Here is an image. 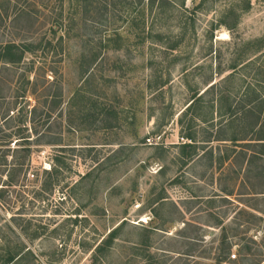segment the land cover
Returning <instances> with one entry per match:
<instances>
[{"label":"rangeland","instance_id":"374dc122","mask_svg":"<svg viewBox=\"0 0 264 264\" xmlns=\"http://www.w3.org/2000/svg\"><path fill=\"white\" fill-rule=\"evenodd\" d=\"M17 2L36 21L12 22L0 42L38 39L60 13L66 34L54 52L0 62V264L7 253L15 264L261 258L264 193L253 192L264 184L244 187L228 162L219 170L180 144L205 139L193 116L216 94L264 92V0H114L88 13L74 0Z\"/></svg>","mask_w":264,"mask_h":264},{"label":"trees","instance_id":"16d2710c","mask_svg":"<svg viewBox=\"0 0 264 264\" xmlns=\"http://www.w3.org/2000/svg\"><path fill=\"white\" fill-rule=\"evenodd\" d=\"M79 3L82 10L90 12L91 5L96 2L93 7L106 9L110 6V2L114 0H74ZM119 3H124L126 0H117ZM138 2L146 1L152 8L154 4L162 7L165 0H137ZM37 10L32 8L28 10L19 5L17 0H0V35H4L5 30H9L10 24L19 20H25L30 23L36 21ZM60 22L51 28L48 34H44L38 39L32 36L22 35L21 32H9L10 38L4 42H0V62L5 64H19L23 60L28 59L27 56H35L38 51L50 52L56 50L59 46L62 47V40L65 38L66 29L63 30L65 24H61V13L59 14ZM70 16L67 20H70ZM65 20V19H64ZM63 20V21H64ZM66 20V21H67ZM14 29V28H13ZM19 37V38H18ZM57 37V44L52 40ZM264 43V42H263ZM97 57L96 54H91V61L93 62ZM229 75V74H228ZM227 76L223 79H229ZM217 86V85H216ZM215 82L210 84L201 94H195L190 103L185 107L184 111L188 112L194 107L202 98L203 94H207L210 88L213 90ZM186 112L183 116L186 115ZM208 114L205 116L194 115V119H200L203 123L209 126V131L206 132L204 140H196V133L192 132L186 134V141H182L180 148L190 149V158H195L199 155L197 149L201 154L207 155L210 165L217 164L219 170L237 169V173L241 175L240 183L242 186L250 187L251 183L264 184V92H257L254 85H246L243 91L234 97V100L225 92H220L214 96V101L208 106ZM217 118V119H216ZM225 148L226 153L221 150V145ZM184 153V150L182 151ZM200 154V155H201ZM228 162L224 168L223 165ZM42 185V183H41ZM264 193V192H253ZM232 191L225 192V195H231ZM225 199V198H224ZM245 212V209H239ZM264 214V210H262ZM115 237V230L113 229L103 240L102 246L107 248L110 246ZM264 240V235L263 239ZM264 242V241H263ZM243 244V243H242ZM241 244V245H242ZM264 247V246H263ZM245 248V249H244ZM102 249L101 246L96 247V252ZM241 254H250V247L243 244ZM20 254L7 253L2 260V264H15L19 259ZM236 257V255H235ZM250 264H264V253L261 258L255 260Z\"/></svg>","mask_w":264,"mask_h":264},{"label":"built area","instance_id":"2783aa9c","mask_svg":"<svg viewBox=\"0 0 264 264\" xmlns=\"http://www.w3.org/2000/svg\"><path fill=\"white\" fill-rule=\"evenodd\" d=\"M147 142L150 143L149 140H147ZM230 257H231V258H235V254H231Z\"/></svg>","mask_w":264,"mask_h":264}]
</instances>
